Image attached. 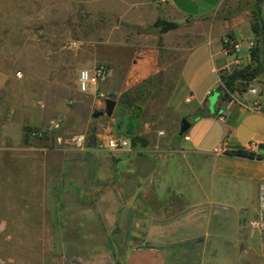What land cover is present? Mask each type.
I'll list each match as a JSON object with an SVG mask.
<instances>
[{"label": "crops", "instance_id": "obj_1", "mask_svg": "<svg viewBox=\"0 0 264 264\" xmlns=\"http://www.w3.org/2000/svg\"><path fill=\"white\" fill-rule=\"evenodd\" d=\"M115 1L124 5L120 17L142 28L153 25L157 18L178 23V27L161 33L160 37L140 34L145 39L141 41L146 44L141 45L140 51L129 63L123 62L128 64L124 70L126 80H140L161 69L162 48L173 53L182 51L174 78L176 86H172L167 103L170 115L166 119V130H159L153 137H148L149 142L145 146L133 148L129 144L118 150L108 149L105 143L111 136L125 137L130 143L128 130L122 126L124 122L114 115L116 103L111 114L107 115V104L97 94L98 89L110 93L118 67H109L104 63L114 64L110 58L99 54L91 40L80 45L81 41L74 39L76 45L69 44L67 50L60 40L61 36L55 33L60 26L39 24L37 17L33 16L39 15L37 11L32 14L19 7L12 9L10 26H0V208L22 211L12 212L9 216L6 212L0 213V223H41L37 230L41 233L38 238L33 236L32 239H41L43 249L58 253L57 258H54L55 253L51 260L47 259V264L58 262L66 251L70 255L77 254L78 245H66L63 235L78 230L75 226L70 227V220L78 217L58 218L54 222L51 217L34 212L36 208L47 206L45 192L42 198L36 194L34 179L39 160L43 182L47 181V154L38 153L46 149L47 141L61 143L69 141L73 135L83 134L85 146L78 149L59 147L62 151L59 175L74 182L83 180V190L91 198L87 204L103 207V217L111 225H117L120 234L130 228L122 216L125 203L120 200L122 195L136 189L141 197L147 192L156 196L149 206L155 209L153 216L133 222L138 225L141 234L133 238L142 245L134 243L131 246L127 254L130 263L135 254L139 255L138 264H146L148 260L152 262L153 254L162 257V252L169 245L175 243L179 246L181 242L190 240L203 241V249L212 246L214 255H219L222 242L219 243L221 245L210 244V232L203 236L198 233L188 236L183 230L187 225L207 223L212 226L213 218L224 212L230 214V220L229 215L225 216L224 221L215 223L212 228L220 230L216 235L225 242L224 252L229 251L225 253L228 256L226 262L264 264V229L250 226L248 230L244 226L247 218V224L259 222L262 213L264 72L249 84L257 89L258 97L235 88L228 92V99H222L218 90L224 85L222 77L238 69L235 56L240 58L243 66L251 61L249 44L254 43L255 46L257 41L251 26L253 0ZM262 12L264 17V5ZM174 34L177 39L172 42ZM153 38H160L161 44L152 42ZM226 38L240 43L238 53L230 57H226L223 51ZM100 63L107 65L109 72L106 79L109 77V80L100 81L96 91L91 88L86 93L80 92L77 88L79 70L83 67L93 69ZM34 81L39 83L40 89L32 86ZM214 89L217 95L213 93ZM188 97L190 100L186 101ZM256 99L257 105L253 106ZM71 100H76L77 105L70 106ZM94 109L104 113L93 117ZM183 119L189 125L181 131ZM53 124H58V127L53 128ZM38 126H49L51 129L41 138L27 135V127ZM147 128L144 135L150 133V127ZM236 150L249 151L255 156L228 154ZM122 153L128 158V170L115 165ZM24 181L26 190L22 185ZM167 187L178 199V196L193 198L196 193L209 198L210 193L220 192L222 205L209 210L196 208L189 211L178 204L176 206L172 200H160L159 191L164 193ZM138 204L135 207L140 211L142 207ZM125 205L130 206V201ZM166 207L169 211L165 210ZM25 209L28 214H25ZM144 214L141 212L140 216ZM83 219L88 220L89 217L80 220ZM51 224H58L53 237H50ZM88 230L92 231L93 227ZM30 231L34 232L33 227ZM13 236L11 234L8 238L14 239ZM151 241L156 246L149 244ZM180 250L188 252L185 248ZM98 253L97 250L96 257ZM47 255L43 254L44 261ZM90 262L95 264L93 260ZM73 264H78L76 257Z\"/></svg>", "mask_w": 264, "mask_h": 264}, {"label": "rangeland", "instance_id": "obj_2", "mask_svg": "<svg viewBox=\"0 0 264 264\" xmlns=\"http://www.w3.org/2000/svg\"><path fill=\"white\" fill-rule=\"evenodd\" d=\"M17 7L29 10L32 14L37 11L39 15L33 16H35L34 18L37 17L39 24H55L60 26V30H56L55 33L61 36L60 40H62L63 46L67 50H69L67 46H69L70 42L75 41L74 39L80 40V45L84 44L87 40H91L90 42L96 45L99 54L110 58L114 64H109L107 61H104V63L109 67L111 65L112 67L113 65L118 67V75L112 79L114 84L111 82L112 90H110V93L98 89L97 94L101 97L103 103H106L105 101L108 98L115 101L116 110L114 115L124 122L122 126L129 130V125H134V131L141 138V140L137 141L136 147L147 145L149 142L148 137H153L159 130H166V119L170 115L167 103L171 90L176 86L174 78L179 67L182 51H177V53L174 51L173 53V51L167 52L162 48L160 52L161 69L158 72L140 80L127 81L126 77H124V70L128 65L124 63L127 61L129 63L136 55L135 53L140 51L141 45L146 44L144 41H141L145 39L144 37L141 38L140 34H156L159 36L162 32H160L158 27L150 25L147 28H142L126 21L122 16L120 17V13L124 11V5L122 2L115 0H0V26L2 28L10 26L11 11ZM79 26L80 31H78ZM175 35L172 36V42L177 39ZM155 41L158 42V45L161 44L160 38H153L152 42ZM150 42L148 41V43ZM108 80L109 77L105 79V82ZM32 86L40 89L37 81H34ZM213 93L217 95L215 89ZM77 103L76 100L69 102L70 106H75ZM97 110L94 109V112ZM148 126L150 127V133L144 135V130L148 129ZM164 134H167L166 131ZM71 139L72 136L69 141L61 142L62 144L57 143L56 140V142L47 141L45 144L46 149L38 152L47 154L45 157L48 161V170L45 175L47 179L45 183L43 182L44 176L41 170V161L38 160L35 166L34 181L36 183V194L42 198L43 192H45L47 206L44 209L36 208L34 212L36 211L38 215H47L54 222L58 218L78 217V219L74 218L70 220V227L75 226L76 228H74L78 230L75 233L69 234L66 232L67 234L65 235L64 233L63 235V238L66 237V245L68 243H76L78 245L77 254L73 253L70 255L66 251L63 257L60 256V260L55 262V264H73L74 257L77 258L78 264H90L91 260L95 264H138L139 255L135 254L136 256L131 260V263L127 256L134 243L142 245L138 239L134 240L133 238V236L139 237L141 235L138 225L133 224V222L135 220L144 221V217L148 219L150 216H153L152 212H155V209L149 206L151 200L154 197L156 198V196L154 193L147 192L146 196L141 197L139 191H136V189L128 195L126 193L122 195L120 200L125 201L124 209H122L124 215L122 216L130 228L120 234L116 227L117 225H111L108 223L107 218L103 217L101 212L103 207L98 206L97 208L94 207V204L93 206L90 203L87 204L91 198L83 190V180L74 182L68 177L63 179L59 175V158L60 152H62L59 150V147L67 146L71 149H78L85 146V142L83 145L78 146ZM127 163L128 158L122 153L120 154V159L115 162V165L119 164L121 168L128 170L129 165ZM22 185L24 190H26L27 184L25 181ZM3 186H6V184ZM165 189L164 193L161 191L158 193L160 200L164 202L172 200L171 202L176 206L178 204L181 208L183 206L189 211L197 210L196 208L209 210L210 208H219L222 205L220 204L222 200L219 197L220 192L210 193L208 195L209 198L204 197L202 193H196L193 198L184 199L178 196V199L176 194L168 190L169 187ZM128 200L130 201V206L125 205ZM59 203H61V206H59ZM136 204L141 205L142 209L140 211L138 207H135ZM145 205L147 206L144 207ZM159 210L160 208L158 207L157 211ZM165 210L169 211V208L166 207ZM21 211L18 208H13V211L12 209L0 208V213L6 212L8 216L12 212L21 213ZM24 212L28 214L26 209ZM141 212H144L145 216H140ZM219 215L213 218L212 226H209L207 223L187 225L183 232L188 236L194 233L202 235L210 232L211 237L208 238L210 244H222L223 253L214 255V250H211L212 246H207L206 249H203V241L196 242L195 240H190L181 242L179 246L175 243L169 245L165 248V252H162V257L153 254V258L151 257L152 262L148 260L146 264H230L231 262H226V257L228 256L225 253L229 251L224 252L225 245L223 243L225 242L223 238H219L216 235L219 229L212 228L220 221H224L225 216L229 215L228 220H230V214L226 215L224 212H221ZM80 217H89V219L80 220ZM91 217L93 220H90ZM248 220L247 218L244 226L249 230L251 223L247 224ZM41 226V223L34 225L26 223L19 225L16 223H0V264H47V259L51 260L55 253L54 258H57L58 253L54 252L55 250L51 251L50 249L48 251L47 249H43L41 239H32L33 236L38 238L37 236L41 232L37 230ZM49 226L52 227L50 237H53L54 229L58 228V224H51ZM32 227L35 233L30 231ZM91 227H93V230L89 231L88 229ZM227 232H230V229H227ZM11 234H14V239L8 238ZM56 235L58 236V234ZM121 238L125 243L119 240ZM199 239H203V237ZM52 241L55 242V240ZM149 244L156 246V243L153 241L149 242ZM181 248L188 249V252L183 253L180 250ZM97 250L99 253L96 257L95 253ZM177 252L178 254L175 255ZM204 252L205 255H203ZM43 254H48L45 261Z\"/></svg>", "mask_w": 264, "mask_h": 264}, {"label": "trees", "instance_id": "obj_3", "mask_svg": "<svg viewBox=\"0 0 264 264\" xmlns=\"http://www.w3.org/2000/svg\"><path fill=\"white\" fill-rule=\"evenodd\" d=\"M264 0H253V22L251 24L253 32L257 36L256 45L251 48L249 64L243 66L240 69H234L226 76L222 77L223 86L218 90L222 99H228L229 93L235 88L245 91L249 86L250 82L259 74L264 72V17L262 12V6ZM154 27H158L160 32H166L168 30L178 27V23L175 21H166L161 18H157L154 23ZM225 45V43H224ZM203 113V111H200ZM31 127L25 129L26 133ZM134 125H129L127 135L130 138L131 146L134 148L141 138L134 131ZM144 142V141H143ZM145 143V142H144ZM230 155L243 156V157H254V153L245 150H236L228 152Z\"/></svg>", "mask_w": 264, "mask_h": 264}, {"label": "built area", "instance_id": "obj_4", "mask_svg": "<svg viewBox=\"0 0 264 264\" xmlns=\"http://www.w3.org/2000/svg\"><path fill=\"white\" fill-rule=\"evenodd\" d=\"M70 44L72 46H75L76 42L73 41ZM253 47H254V43H250L249 44L250 51H251V48ZM239 50H240L239 42L232 40V39H228V38L225 39V45H224L223 51L226 57H230L238 53ZM234 61L238 65V69L243 67V65L240 62V58L238 56L234 57ZM108 72H109V69L107 65L104 63H100L96 65L93 69L81 68L79 70V76H78V81H77L78 90L82 93H86L91 88H93L96 91V88L98 84L100 83V81L105 80L106 77L108 76ZM84 73H87L86 78H83ZM245 91L250 92L256 95V97H258V91L254 86L249 85ZM100 95L102 94L100 93ZM189 100H190L189 97L186 98V101H189ZM256 105H257V99L253 102V106H256ZM54 127L57 128L58 124H53V128ZM50 129L51 127L49 126L31 127L27 131V135L32 138H41L44 135H46ZM0 135H1V131H0ZM71 140L75 145L81 146L85 142V136L83 134H77V135L72 136ZM105 146L110 150H118L121 148L128 147L129 141L125 137L111 136L106 140ZM261 195H262L263 200H262V213H261L260 221L252 223L251 226L253 228L259 227L261 229H264V186L262 187Z\"/></svg>", "mask_w": 264, "mask_h": 264}, {"label": "water", "instance_id": "obj_5", "mask_svg": "<svg viewBox=\"0 0 264 264\" xmlns=\"http://www.w3.org/2000/svg\"><path fill=\"white\" fill-rule=\"evenodd\" d=\"M106 104H107L106 105V114L110 115L112 112L113 106L115 105V101L108 98L106 100ZM103 113H104L103 110H97V111L93 112L92 116L97 117L99 115H102ZM188 125H189L188 121L186 119H183L182 125H181V131H184L186 128H188Z\"/></svg>", "mask_w": 264, "mask_h": 264}, {"label": "clouds", "instance_id": "obj_6", "mask_svg": "<svg viewBox=\"0 0 264 264\" xmlns=\"http://www.w3.org/2000/svg\"><path fill=\"white\" fill-rule=\"evenodd\" d=\"M86 77H87V73H84V74H83V78H86Z\"/></svg>", "mask_w": 264, "mask_h": 264}]
</instances>
